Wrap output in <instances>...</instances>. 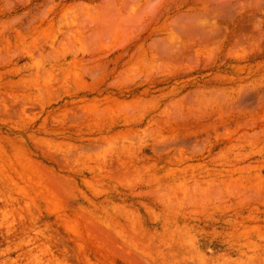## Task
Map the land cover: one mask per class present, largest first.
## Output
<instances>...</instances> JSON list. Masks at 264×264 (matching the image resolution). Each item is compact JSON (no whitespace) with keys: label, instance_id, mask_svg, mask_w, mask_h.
<instances>
[{"label":"rangeland","instance_id":"obj_1","mask_svg":"<svg viewBox=\"0 0 264 264\" xmlns=\"http://www.w3.org/2000/svg\"><path fill=\"white\" fill-rule=\"evenodd\" d=\"M0 264H264V0H0Z\"/></svg>","mask_w":264,"mask_h":264}]
</instances>
